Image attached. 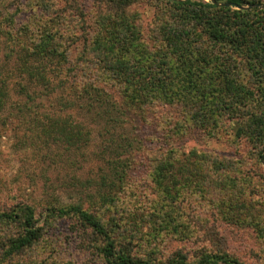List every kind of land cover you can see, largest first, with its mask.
Masks as SVG:
<instances>
[{
  "label": "trees",
  "instance_id": "trees-1",
  "mask_svg": "<svg viewBox=\"0 0 264 264\" xmlns=\"http://www.w3.org/2000/svg\"><path fill=\"white\" fill-rule=\"evenodd\" d=\"M41 2L43 10L47 11L50 2ZM98 2L103 12L97 19V30L82 50L90 55L88 61L81 62L80 67H71L72 73L79 69L86 76L82 73L77 79L72 76L68 82L65 80L74 84L76 94L69 102L65 100V106L77 104L78 108L94 111L99 116L113 112L120 119L129 108L148 107L157 102L177 105L187 120L205 135L213 138L215 130L228 127L234 137L252 143L258 149L259 160L264 161V8L258 5L264 2ZM141 2L153 6L148 31L143 30L140 12L134 8ZM3 6L0 0V9ZM48 17L46 15V19ZM48 21L50 19L45 20L43 15L32 45L18 40L20 45L16 46L20 66L30 78L44 83L50 82L45 65L50 64V69L53 65L66 67L69 55ZM6 32L9 37L14 36ZM32 60L37 64L30 63ZM93 70L98 71L99 76L93 77ZM102 73L106 76L101 77ZM62 74L66 76V72ZM8 99L7 83L0 77V111ZM66 118H48L45 131L52 139H64L68 145L76 147L84 141L83 132L71 123L73 120ZM175 151L170 149L154 164L153 180L158 199L142 214L133 210L122 217L117 212L120 194L112 188L116 189V184L124 180L122 164L112 167L113 176L106 178L107 183H104L107 176L104 174L103 185L110 189L108 192L100 190L93 203L97 207L56 206L51 202L44 207L43 219L36 207L25 200L1 207L0 264H74L71 259L59 256V250L49 262L38 258L43 242L48 240L47 233L61 218H69L77 224L80 251L86 253L94 249L104 264H247L224 250L212 252L208 246L218 242L214 229L201 226L200 236L196 224H188L181 216L177 202L182 188L176 180L180 165L174 164ZM226 168L214 157L205 178L220 176L222 181ZM195 232L203 245L193 254L182 246L168 253L158 249L156 241L160 236L171 235L184 240ZM140 237L144 240L136 249L131 242L137 243ZM15 255H28L30 260L11 262Z\"/></svg>",
  "mask_w": 264,
  "mask_h": 264
},
{
  "label": "rangeland",
  "instance_id": "rangeland-1",
  "mask_svg": "<svg viewBox=\"0 0 264 264\" xmlns=\"http://www.w3.org/2000/svg\"><path fill=\"white\" fill-rule=\"evenodd\" d=\"M1 1L0 77L7 83L9 99L0 111V208L25 200L43 219L44 207L51 202L56 206L97 207L93 203L100 190L110 189L103 185L104 174L107 183L106 178L113 176L112 167L123 165L124 180L112 188L120 194L117 212L122 217L133 210L148 212L158 199L153 166L174 149V164L180 165L176 180L182 188L177 202L181 216L188 224H196L200 236L201 226L214 229L218 242L208 246L212 252L221 249L247 264H264V161L259 160L258 149L234 137L228 127L215 130L213 138L205 135L177 105L157 102L129 108L120 119L113 112L99 116L77 104L65 106V100L76 95L68 79L86 76L79 69L72 73L71 67L88 61L90 55L82 50L97 30L103 7L98 0H44L51 4L45 11L42 0ZM258 5L264 8V3ZM134 8L140 12L143 30L148 31L153 6L141 2ZM43 15L50 19L58 41L69 50L66 67L53 65L50 69V64L45 65L48 83L29 77L16 50L18 40L28 45L36 41ZM46 15L50 17L46 19ZM6 31L14 36L9 37ZM99 74L93 70L91 75ZM50 117H69L83 132L84 141L74 147L64 139H52L44 128ZM214 157L228 167L222 181L220 176L205 178ZM76 228L69 218L57 221L38 258L49 262L59 250V256L74 264H104L94 249L80 251ZM143 240L131 245L138 249ZM156 242L165 253L182 246L193 254L203 245L196 232L184 240L167 235ZM29 260L28 255H15L11 262Z\"/></svg>",
  "mask_w": 264,
  "mask_h": 264
}]
</instances>
